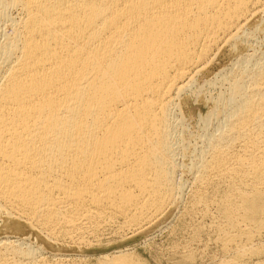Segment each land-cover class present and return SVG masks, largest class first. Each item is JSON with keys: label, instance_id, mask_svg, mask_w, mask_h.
<instances>
[{"label": "bare ground", "instance_id": "bare-ground-1", "mask_svg": "<svg viewBox=\"0 0 264 264\" xmlns=\"http://www.w3.org/2000/svg\"><path fill=\"white\" fill-rule=\"evenodd\" d=\"M263 12L264 0H0V217L27 228L0 235V264H86L88 238L142 229L178 200L181 165L198 200L226 184L217 230L233 254L218 264L262 252L264 51L245 37ZM224 50L236 52L204 79L219 89L199 144L183 104ZM95 260L142 264L124 248Z\"/></svg>", "mask_w": 264, "mask_h": 264}, {"label": "rangeland", "instance_id": "rangeland-1", "mask_svg": "<svg viewBox=\"0 0 264 264\" xmlns=\"http://www.w3.org/2000/svg\"><path fill=\"white\" fill-rule=\"evenodd\" d=\"M263 17H264V12H263ZM257 20L255 19L253 20L254 23L253 21H251L252 23L249 24V27H251V31L246 36L247 38L245 37V39L249 47H252L255 51H260V50L264 51L263 50L264 49V24H263L264 18ZM255 28H257V30ZM5 30L9 32L10 27H6ZM253 31L255 34L253 33ZM235 52H236L235 50L233 52H229L228 50L220 51L216 55V58L211 62V64H209V70L200 74V76L197 79L198 85L201 84L199 94L190 96L188 102L186 104H183V110H184L183 113L186 118L184 123L185 124L184 128L186 130L185 135L188 134L191 140L193 141L196 140L198 141L197 143L199 144L201 143V139H202V137L200 136L201 133L200 128L202 127L200 116L206 114L212 105L208 100V97L210 95L215 94L219 89L218 80L217 81L214 80V82L208 83V82H204V79L212 77L213 73L218 68H220V66H223L226 63L228 64L230 58L233 56ZM213 83L215 84L217 83L216 86ZM211 87L212 89L210 90ZM212 123L214 124L215 122L211 121L209 128L213 127L211 126L213 125ZM189 129H191V131ZM180 154H178L177 156L178 162L184 164L187 163L189 161V156L182 154L180 155ZM184 157L188 158L187 162ZM180 168L181 170H183L182 180L184 183H183V190L181 191L177 201H175L170 206L165 208L166 209L165 212L162 213L159 216V218H157L156 221L150 223L148 226L142 229L130 231L122 228L117 229L114 227L111 228L108 227L109 229L106 228L104 230L105 232L103 231V233L99 235V237L95 238L91 236L90 238H88V240H86V243H84L81 246L82 249L79 250L80 251L79 253H81L83 256L85 255L86 257L84 262H86V264H95L96 263L95 259L102 253L105 252L109 253L114 250L123 249V248L127 251L131 259L142 264H218L220 260L222 261L225 258L226 259L229 258L228 257L229 255L231 257L233 254L231 252L232 250L231 249L225 250L223 248V245L221 243L222 242L221 236H219L220 238H218V235L219 234L221 235V233L219 229H218L219 232L217 230L219 224L218 222L221 215L219 214L220 212L218 211L217 208L219 206L216 205V203L218 204V202L216 201L219 200L218 196L220 195L218 194H221L220 192L223 191L222 188L224 189L226 187L225 186L226 184L224 185V181L220 180L219 183L217 182L218 185H220V182L222 181L221 182L222 185L219 186L221 188V189L219 188L220 189L219 193L217 191H214V188L210 186L207 188L208 190L207 192L204 191L208 193L206 200L205 199L198 200L195 198V194H194L195 187L194 184L192 183L191 172L187 171L183 165H181ZM192 188L194 189L192 190ZM215 192H217L218 194ZM204 195L206 194L204 193ZM212 195L214 197H212ZM209 197L212 199H209ZM179 201L181 203H179ZM210 202L212 203L215 202V203L211 204ZM206 204L209 205L210 207L208 208ZM205 205L207 206L208 209L205 208ZM207 210H209V212ZM171 211L173 212V216L171 214L172 213ZM217 215L219 216V218ZM163 217H165V219H163ZM263 229L264 228H262L261 230L259 229L258 231L260 233L257 231V233H255L256 235L254 234L253 236L254 238L252 239V242L254 243L256 242L260 243L262 241L261 242L263 244L262 252H260L259 254L258 252L246 253L245 256L246 255L247 256L246 257L243 256L241 258V260L244 261L245 263L247 260L246 264L249 263L253 264L255 260L264 257ZM5 232L15 236L20 232L26 233L27 228L25 226H22L21 229L15 230L13 228L7 227L4 221L0 217V235H3ZM258 239L259 241H257ZM30 241L31 243H33V245L41 244L43 246L42 251L45 254H49V252L51 251V248L48 245V243L41 241L40 238L33 233L30 236ZM227 252H229V255L227 254ZM246 258H248L249 260ZM250 258L253 260H251Z\"/></svg>", "mask_w": 264, "mask_h": 264}]
</instances>
